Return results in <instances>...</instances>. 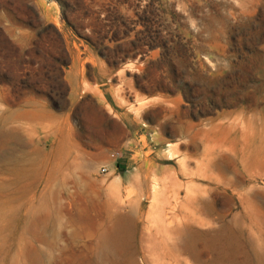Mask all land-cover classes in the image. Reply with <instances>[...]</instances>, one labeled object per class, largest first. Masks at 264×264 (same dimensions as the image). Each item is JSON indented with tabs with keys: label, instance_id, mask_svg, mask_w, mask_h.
Masks as SVG:
<instances>
[{
	"label": "rangeland",
	"instance_id": "rangeland-1",
	"mask_svg": "<svg viewBox=\"0 0 264 264\" xmlns=\"http://www.w3.org/2000/svg\"><path fill=\"white\" fill-rule=\"evenodd\" d=\"M0 264H264V0H0Z\"/></svg>",
	"mask_w": 264,
	"mask_h": 264
},
{
	"label": "bare ground",
	"instance_id": "bare-ground-1",
	"mask_svg": "<svg viewBox=\"0 0 264 264\" xmlns=\"http://www.w3.org/2000/svg\"><path fill=\"white\" fill-rule=\"evenodd\" d=\"M167 152L170 153V149H168ZM201 200H202L201 198L193 197L192 204L194 205L197 203L198 206L201 204L202 208L205 209L210 207V205L208 206L206 202H203ZM210 209L212 208L210 207ZM173 210H174V206H171L170 204H166L165 206H163L161 211H159V213L155 216V220L152 221V224L170 228L171 225L173 224L174 221L173 219L175 217L173 216L172 213ZM126 222L127 220L125 221L124 218H118L116 224H114L115 225L114 227H117V229L115 231L113 230L112 232L107 233L108 236L105 238V241H103L104 249L106 251L111 250L114 244L120 246L122 242H126V240L129 239L132 230V225L131 222H128L125 225ZM124 226H125V230L122 229Z\"/></svg>",
	"mask_w": 264,
	"mask_h": 264
},
{
	"label": "crops",
	"instance_id": "crops-1",
	"mask_svg": "<svg viewBox=\"0 0 264 264\" xmlns=\"http://www.w3.org/2000/svg\"><path fill=\"white\" fill-rule=\"evenodd\" d=\"M150 184L152 183L153 179L156 183V187L158 189V197L159 201L163 202H171L170 197L166 195L167 189H169V179L166 177H160L158 174H152L150 176Z\"/></svg>",
	"mask_w": 264,
	"mask_h": 264
},
{
	"label": "built area",
	"instance_id": "built-area-1",
	"mask_svg": "<svg viewBox=\"0 0 264 264\" xmlns=\"http://www.w3.org/2000/svg\"><path fill=\"white\" fill-rule=\"evenodd\" d=\"M111 157L113 158L114 155L112 154ZM100 171H101L102 173H107V169H106L105 167L101 168Z\"/></svg>",
	"mask_w": 264,
	"mask_h": 264
}]
</instances>
